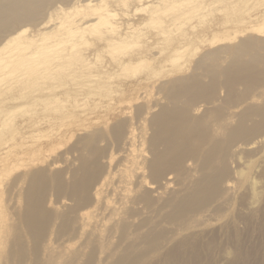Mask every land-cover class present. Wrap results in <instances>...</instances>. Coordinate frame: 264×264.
Wrapping results in <instances>:
<instances>
[{"label": "rangeland", "instance_id": "rangeland-1", "mask_svg": "<svg viewBox=\"0 0 264 264\" xmlns=\"http://www.w3.org/2000/svg\"><path fill=\"white\" fill-rule=\"evenodd\" d=\"M87 2L45 0L38 5L13 6L0 0V7L5 8V16L0 15V219L6 218L8 223L18 222L26 193L33 188L31 178L40 169L46 170L49 179L62 170L68 183L70 171L88 163L93 157L88 155L90 151L99 148L105 150L101 161L115 164L124 152L115 142L112 128L121 121L129 126L135 105L165 104L168 86L179 79L191 84L193 76L199 85L214 80L224 90V76L215 79L214 74L221 73L230 61L240 65L257 54L264 60V0H94L105 4L111 26L81 33V16L66 11ZM10 9L13 12L8 14ZM108 10H113L111 15ZM114 12L118 15L113 16ZM26 15L32 19L19 21ZM25 28L26 34L20 36ZM15 37L18 41L9 46ZM243 39L259 43L249 52L235 55ZM139 61L143 62L133 65ZM255 72L259 83L253 88L238 84L235 103L243 100L246 86L252 88L253 103L263 104L264 67L257 64ZM140 132L145 139L150 135L144 127ZM263 145L248 146L231 163L235 173L228 178L232 177L229 182L236 189L224 191L227 185L221 184L224 211L204 213L199 229L173 236L169 250L183 235L190 237L184 252L175 254L182 264H264V201L252 202L249 208L239 205L249 197L247 184L239 182L240 175L255 187L264 184V177L258 176ZM143 149L147 150V144ZM193 162L200 163L199 157L189 161ZM191 173L195 178L201 175L198 166ZM193 181L190 178L187 183ZM180 186L171 187L172 197L184 193L186 187ZM72 204L50 186L46 197L50 211L65 210ZM237 208L250 218L235 220ZM220 225L225 226L221 231ZM213 230L219 236L209 241L213 249L207 253L202 244ZM8 240L3 259L8 256ZM192 244L199 248L193 259L185 253ZM74 249L71 244V251ZM160 258L159 253L154 261Z\"/></svg>", "mask_w": 264, "mask_h": 264}, {"label": "bare ground", "instance_id": "bare-ground-1", "mask_svg": "<svg viewBox=\"0 0 264 264\" xmlns=\"http://www.w3.org/2000/svg\"><path fill=\"white\" fill-rule=\"evenodd\" d=\"M43 1L6 0L13 6L38 5ZM87 1L66 11L72 16H81V33L111 26L105 16V4ZM98 6L101 8L97 9ZM4 12L5 8L0 7V15L5 16ZM12 12L8 10V14ZM112 12L108 10L110 15ZM26 16L17 20L32 19ZM92 18L94 21L90 23ZM26 31V28L21 30L20 36ZM17 41L15 37L9 46ZM241 41L235 55L249 52L259 43L252 39ZM257 64L264 67L259 54L241 62V66L236 60L230 61L221 73L214 74L215 79L216 75L224 76L221 83L224 90L218 89L214 80V84L199 85L195 80L197 76H191V84L179 79L180 82L168 86L165 104L155 101L135 105L130 125L121 121L112 128L115 142L124 152L115 164L101 161L105 150L99 148L90 151L88 155L93 157L88 163L80 164L77 171H70L68 183L64 171H56L49 179L46 170L40 169L31 178L33 188L26 193L18 222L11 224L6 218L0 219V264H182L175 254L184 252L183 246L190 237L183 235L169 250L173 236L199 229L204 224V213L224 211L223 192L236 189L235 183L229 182L232 177L228 178L235 173L231 163L248 146L264 144V101L261 105L254 104L251 93L254 84L260 81L257 80L259 73L255 72ZM244 83L253 86H243V100L235 103L236 87ZM142 127L150 131L147 139L140 132ZM145 144L147 150L143 149ZM261 150L264 153V145ZM196 157L200 163L190 164ZM197 166L201 175L195 178L191 168ZM258 167V176L263 178L264 160ZM190 178L194 181L188 184ZM239 182L246 183L245 191H249L248 201L243 200L239 205L249 208L252 202L258 205L259 201H264V184L255 187V183L243 175L239 176ZM222 183L227 185L224 191ZM174 184L186 187L184 193L172 197ZM50 186L55 187L57 196L64 195L73 204L65 210L50 211L46 207ZM2 213L0 211V215ZM249 215L237 208L234 218L245 220ZM224 227L220 225L219 231ZM217 233L213 230L201 249L211 252L213 245L209 241L215 239ZM7 239L8 256L3 259L2 249ZM194 246L185 251L187 258L198 255L199 248ZM106 248L110 251L106 252ZM159 253L161 258L154 261ZM111 258L113 262L109 261Z\"/></svg>", "mask_w": 264, "mask_h": 264}]
</instances>
